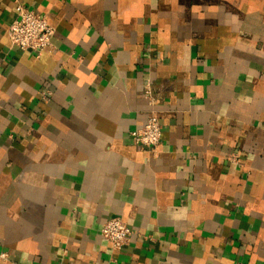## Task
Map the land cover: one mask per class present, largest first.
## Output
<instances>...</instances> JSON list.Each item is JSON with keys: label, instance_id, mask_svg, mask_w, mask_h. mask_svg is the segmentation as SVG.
<instances>
[{"label": "crops", "instance_id": "obj_1", "mask_svg": "<svg viewBox=\"0 0 264 264\" xmlns=\"http://www.w3.org/2000/svg\"><path fill=\"white\" fill-rule=\"evenodd\" d=\"M19 3L56 30L41 57L11 45ZM153 113L156 150L130 135ZM3 253L264 264V0H0Z\"/></svg>", "mask_w": 264, "mask_h": 264}, {"label": "built area", "instance_id": "obj_2", "mask_svg": "<svg viewBox=\"0 0 264 264\" xmlns=\"http://www.w3.org/2000/svg\"><path fill=\"white\" fill-rule=\"evenodd\" d=\"M17 18L9 28L11 45L23 51L35 53L41 57L47 49H53L55 28L46 16L39 14L24 4L16 6ZM146 95L151 96V90L146 89ZM132 139L140 146L156 150L162 142L163 130L156 113L151 114L147 122L130 133ZM103 238L112 244L114 250L121 251L129 244L133 235L132 229L120 217L108 220L101 230ZM6 253L0 254L1 259H7Z\"/></svg>", "mask_w": 264, "mask_h": 264}]
</instances>
